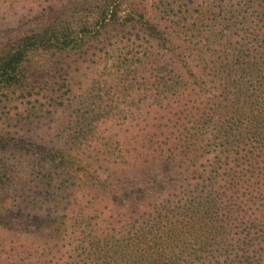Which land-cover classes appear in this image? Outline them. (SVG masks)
<instances>
[{
	"label": "trees",
	"instance_id": "obj_1",
	"mask_svg": "<svg viewBox=\"0 0 264 264\" xmlns=\"http://www.w3.org/2000/svg\"><path fill=\"white\" fill-rule=\"evenodd\" d=\"M248 2L242 11L231 0L238 16L210 32L196 60L169 46L171 35L155 39L168 46L149 59L169 75L167 139L122 159L112 176L89 173L103 206L74 264H264V0ZM81 4L0 50V94L22 84L34 52L81 53L114 22L112 0ZM131 16L160 37L157 23Z\"/></svg>",
	"mask_w": 264,
	"mask_h": 264
},
{
	"label": "rangeland",
	"instance_id": "obj_2",
	"mask_svg": "<svg viewBox=\"0 0 264 264\" xmlns=\"http://www.w3.org/2000/svg\"><path fill=\"white\" fill-rule=\"evenodd\" d=\"M85 1L0 0V50ZM248 1L238 0L242 11ZM112 2L114 22L88 36L83 52H34L22 84L0 94V264L76 262L103 206L87 189L89 173L112 176L122 159L167 139L169 75L149 59L168 46L155 39L171 35L169 46L196 60L214 43L210 32L239 14L231 0ZM133 11L157 23L160 37L137 26Z\"/></svg>",
	"mask_w": 264,
	"mask_h": 264
}]
</instances>
